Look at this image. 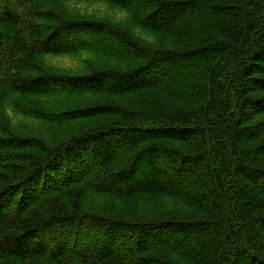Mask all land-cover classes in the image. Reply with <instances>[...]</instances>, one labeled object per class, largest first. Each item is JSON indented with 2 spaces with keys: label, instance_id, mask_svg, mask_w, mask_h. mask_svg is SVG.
I'll return each instance as SVG.
<instances>
[{
  "label": "trees",
  "instance_id": "trees-1",
  "mask_svg": "<svg viewBox=\"0 0 264 264\" xmlns=\"http://www.w3.org/2000/svg\"><path fill=\"white\" fill-rule=\"evenodd\" d=\"M0 264H264V0H0Z\"/></svg>",
  "mask_w": 264,
  "mask_h": 264
},
{
  "label": "rangeland",
  "instance_id": "rangeland-1",
  "mask_svg": "<svg viewBox=\"0 0 264 264\" xmlns=\"http://www.w3.org/2000/svg\"><path fill=\"white\" fill-rule=\"evenodd\" d=\"M71 8L73 9H80L81 11H88L90 13L92 12H96L99 14H105V13H109L111 15L114 16H118L119 18L124 17V15H122L121 13H116L114 10H112L111 8H109L107 5L103 4V3H98V2H92V3H71ZM53 62L56 64H59L61 66H65V67H75L78 65L77 61L75 59L72 58H68V57H56L53 59ZM14 121L20 122L23 121L25 125L28 126H33L34 127V123L29 122L27 119H23L21 117L15 116L14 115ZM28 122V123H27Z\"/></svg>",
  "mask_w": 264,
  "mask_h": 264
}]
</instances>
